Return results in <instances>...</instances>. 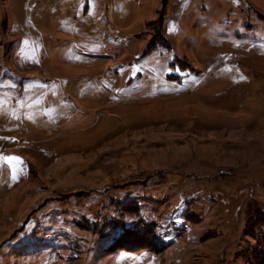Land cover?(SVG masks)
Returning a JSON list of instances; mask_svg holds the SVG:
<instances>
[{
	"label": "rangeland",
	"instance_id": "rangeland-1",
	"mask_svg": "<svg viewBox=\"0 0 264 264\" xmlns=\"http://www.w3.org/2000/svg\"><path fill=\"white\" fill-rule=\"evenodd\" d=\"M10 156L0 264H253L264 0H0Z\"/></svg>",
	"mask_w": 264,
	"mask_h": 264
},
{
	"label": "trees",
	"instance_id": "trees-1",
	"mask_svg": "<svg viewBox=\"0 0 264 264\" xmlns=\"http://www.w3.org/2000/svg\"><path fill=\"white\" fill-rule=\"evenodd\" d=\"M160 23H162V18L160 19ZM158 47H164V48H166V45H164L162 43H160V44L158 43V44L154 45L153 47L148 48V52H151V51L157 49ZM129 231H131V230H129ZM153 234H154V236H156L155 235V232H153ZM156 238L157 239L155 240V242L159 239V237L156 236ZM127 249H131V248H127ZM253 255H254L253 260H252V263L253 264H264V244L261 247H259L258 249H256L254 251Z\"/></svg>",
	"mask_w": 264,
	"mask_h": 264
},
{
	"label": "snow or ice",
	"instance_id": "snow-or-ice-1",
	"mask_svg": "<svg viewBox=\"0 0 264 264\" xmlns=\"http://www.w3.org/2000/svg\"><path fill=\"white\" fill-rule=\"evenodd\" d=\"M0 159H3L5 161H7L9 164H11L12 166V171H13V175H12V179L13 181H15L17 179V169H16V164L22 163L21 159L19 157H15V156H10V157H2ZM15 162V163H13Z\"/></svg>",
	"mask_w": 264,
	"mask_h": 264
}]
</instances>
